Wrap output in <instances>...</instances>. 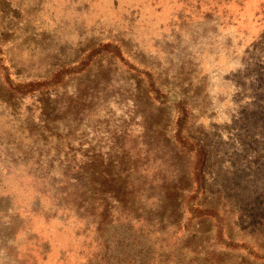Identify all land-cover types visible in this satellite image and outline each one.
<instances>
[{
    "label": "rangeland",
    "instance_id": "374dc122",
    "mask_svg": "<svg viewBox=\"0 0 264 264\" xmlns=\"http://www.w3.org/2000/svg\"><path fill=\"white\" fill-rule=\"evenodd\" d=\"M0 264H264V0H0Z\"/></svg>",
    "mask_w": 264,
    "mask_h": 264
}]
</instances>
